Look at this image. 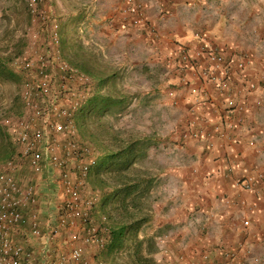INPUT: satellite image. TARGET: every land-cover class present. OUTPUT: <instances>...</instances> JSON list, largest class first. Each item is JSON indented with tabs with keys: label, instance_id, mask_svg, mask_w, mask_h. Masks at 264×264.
<instances>
[{
	"label": "built area",
	"instance_id": "1",
	"mask_svg": "<svg viewBox=\"0 0 264 264\" xmlns=\"http://www.w3.org/2000/svg\"><path fill=\"white\" fill-rule=\"evenodd\" d=\"M125 1L129 10L136 12L132 23L138 26L140 3ZM56 36L54 30L52 43L58 42ZM28 38L29 49L12 61L25 73L19 93L22 112L1 116L16 153L0 167V264H109L99 256L110 240L107 216L99 209L102 194L88 179L98 152L83 142L75 123L76 112L93 88L88 76L68 62L58 59L51 61L52 65L46 48L45 54H36V36ZM251 63L245 51H228L204 40L179 47L177 82L183 86L198 82L195 90L202 97L200 104L218 103L226 112L218 123L205 117L187 121L184 138L193 133L213 146L226 130L236 129L230 114L236 111L240 123L247 112L242 99L251 98L259 89L249 73ZM256 102L260 103L259 99ZM19 160L28 169L24 178L18 175ZM234 184L253 191L255 178H235ZM240 216L238 226L247 231L251 221ZM244 245L237 250L219 245L218 260L207 249L197 248L180 257L186 264H246L248 249Z\"/></svg>",
	"mask_w": 264,
	"mask_h": 264
},
{
	"label": "rangeland",
	"instance_id": "2",
	"mask_svg": "<svg viewBox=\"0 0 264 264\" xmlns=\"http://www.w3.org/2000/svg\"><path fill=\"white\" fill-rule=\"evenodd\" d=\"M140 1L147 13L145 26L153 25L151 28H139L125 21L122 22L120 15L117 13H122L121 4L123 0H113L112 2L107 0H36L31 4H29V0H0V56L8 58L10 67L11 60L17 53L29 49L30 40L28 37L34 34L36 36V40L35 38L34 40L37 44L35 47L36 54H45L42 52L46 48L48 50L46 54L49 55L50 62H56L59 59L68 63L69 61L84 62L85 65L84 55L85 57L86 55H94L101 62L100 66L95 64L96 67L116 72L115 78L110 81L112 84H107L100 90L97 85L99 73L94 71L87 73L80 69L83 74L85 73L88 76V84L93 88V91L81 103L76 112L75 123L77 124L78 112H80L82 106L81 112L89 108L88 102L93 96L113 93L115 95L123 94L127 97L126 106L120 109L117 114L104 115L100 119L91 118L87 127L79 129L78 126L79 135L83 142L88 140V143L97 150L99 155L100 152L115 149V146L129 140L145 138V136L151 139L147 157H144L135 166L140 176L148 173L155 178L149 189L148 198L142 201L146 200V202L140 207V214L147 215L149 220L141 225L138 235L139 238H151L150 240L153 239L152 241L155 242L158 241L160 235L158 242L162 245L163 234L172 235L166 232L156 234L158 230L156 226L158 225L150 222L155 214V205L161 200L167 199V191L175 182V178H171V175L166 172L174 167L180 168L175 170H187V147L185 148V144L182 142L196 140V138L193 133H190V138L182 136L181 122L178 121L180 118V121L186 119L188 114L186 113V116H184V111L177 110L175 107H178V104H170L169 91L174 85H170L167 80L176 82V72L173 74V69H169L166 65L167 62L165 61H167L168 55L162 56L161 53H155L156 61L151 63L139 47L137 50L120 48L123 47L124 33L128 30L145 34L141 36L142 39L147 38V41H151V44L152 42L161 43L157 30H153V28H158L155 19L161 29L176 31L178 29L182 32L186 30L189 33L188 36H190L189 39L184 41L186 43L189 41L194 42L196 33L201 38V34L204 35L205 33L207 43L221 44L228 47V49L245 50L251 56L252 64L258 74L264 75V0ZM99 21L105 23V28L108 26L111 30L104 29V33L99 31L94 26ZM59 28V35L67 42L66 48L60 53L57 52V50H60L58 34L56 36L58 42H51L53 31ZM111 34L112 37H110ZM112 41H115L116 48L121 49L119 52L115 49H108ZM170 43L176 44L177 42L171 39L169 40ZM151 48L153 47L151 46ZM124 52L132 54L126 55ZM48 58L46 59L48 60ZM53 62H51L52 65H54ZM17 93L16 82L0 78V117L17 115L16 108L12 106L13 98ZM87 99L88 102H86ZM157 102H163L164 111H161L160 107L157 106ZM156 107L159 108L158 113L155 111ZM175 111L179 115L176 114L175 117H172V112ZM103 123H107L111 127V133L107 134L103 131ZM175 125L178 129V142L175 140L173 144L169 135H176ZM157 129L159 135H157ZM98 135L100 136L98 137ZM19 163H21L20 160ZM27 171L26 165L21 163L18 172L20 178L27 176ZM131 172L127 173L129 178L137 176L136 172ZM163 173L165 174L162 175ZM181 186H185V184L181 182L178 188L182 189ZM97 190L102 194V192H109L110 187H99ZM182 199L181 196L179 201ZM237 230V234L240 235L239 238H242L241 241L238 243L234 240L219 241L221 243L217 244L226 245L235 250L238 249L240 244H245L244 246L248 249L245 263L264 264V244L261 242L262 244L256 245L255 241H250L251 226L247 231L241 230L239 226ZM152 241L147 240L146 247L150 250L153 249L151 247ZM154 246L157 248L156 244ZM164 248L169 249L166 245ZM196 248L200 249L202 247ZM154 251L149 256L155 261L152 256ZM189 253L184 255L185 253L182 254L181 252L180 254L176 250L173 251V255L179 257H177L176 262L180 259L182 264L187 262L180 255L186 257L189 256ZM120 255L117 257L118 260L130 259L127 251L121 252ZM106 261L109 264H114L112 260ZM165 263L175 264L171 261Z\"/></svg>",
	"mask_w": 264,
	"mask_h": 264
},
{
	"label": "crops",
	"instance_id": "3",
	"mask_svg": "<svg viewBox=\"0 0 264 264\" xmlns=\"http://www.w3.org/2000/svg\"><path fill=\"white\" fill-rule=\"evenodd\" d=\"M107 1L112 2L113 0ZM155 22L161 43L152 42L151 44L147 38H141L145 34L127 30L124 33L123 47L120 48L137 50L139 47L146 58L154 63L157 53L165 56L172 48L174 50L175 44H169V40L185 41L190 38L186 30L182 32L178 29L177 31L161 29L156 19ZM104 24L99 21L94 26L103 33L104 29L110 31L111 29L108 26L105 28ZM96 44L100 46L99 43L96 42ZM115 44V41H112L108 49H115L119 52L121 49L116 48ZM154 44L156 46H153ZM124 54L132 53L124 52ZM252 73L255 77L258 76L255 72ZM175 97H177L176 104L179 105L175 108L184 111L183 115L186 116L191 108L189 102L194 100L195 95L189 89L180 88L175 91ZM257 98L262 103H257L255 101ZM242 101L247 112L243 114L241 122L237 123L235 119L236 111L230 114L235 121V130H227L226 137L219 136L212 148L207 146L204 139L182 142L185 144V148L187 147V170H175L180 169L179 167L167 170L166 173L171 175V178H175V182L167 191V199L161 200L155 205V214L150 221L157 223V235L164 232L172 235L163 234L162 245L158 242L160 235L158 241L155 242L157 248L152 256L158 264H168L165 263L166 261L182 264L180 259L176 262L178 256L173 255V251L176 250L177 253L181 254L182 252L186 255L196 247H202L199 250L207 249L218 260L220 256H217V252L220 248L217 243H221L219 241L234 240L238 243L242 239L237 234L240 215L248 217L251 221L250 241H255L256 245L261 242L264 244V89L259 90L251 98L242 99ZM217 104L200 108L198 114L205 116L208 122L219 121L223 118L222 114L226 112L222 105ZM157 106L161 111L165 110L163 102H157ZM158 109L156 107V113L159 112ZM176 114L179 115L176 111L172 112V117H175ZM176 125L174 127L176 135H169L172 143L175 140L178 142ZM157 135H159V130ZM246 176L255 178L253 191L243 190L234 184L235 178ZM181 182L185 186H181L182 189H179L178 186ZM181 196L182 202L179 201ZM165 245L172 253L163 252L159 247ZM186 248L188 249L186 250ZM183 249L185 250L183 251Z\"/></svg>",
	"mask_w": 264,
	"mask_h": 264
},
{
	"label": "trees",
	"instance_id": "4",
	"mask_svg": "<svg viewBox=\"0 0 264 264\" xmlns=\"http://www.w3.org/2000/svg\"><path fill=\"white\" fill-rule=\"evenodd\" d=\"M55 32L59 38L60 50L58 52L60 53L66 48L67 42L59 35L60 28L55 30ZM24 51L17 53L16 56H20ZM16 56L12 58L10 67L8 58L0 56V78L16 82L18 93L13 98L12 106L16 108V114L20 115L23 109V102L19 93L25 73L13 65V60ZM90 56L86 55L85 57L84 55L87 65H84V62L71 61V63L69 61V63L74 68L82 69L87 73H92L93 71L99 73L97 85L101 90L107 84H112L110 81L115 78L116 72L96 67L95 64L101 65V62L94 55ZM127 101V97L123 94H97L90 98L89 102L88 99L86 100L89 103V108L86 111L83 110L81 112L82 106L80 112H78L77 126H79V129L87 127L91 118L100 119L104 115H115L126 106ZM1 118L0 167L3 162L13 158L16 153V145L10 134L2 126ZM102 128L107 134L112 132L111 127L107 123H103ZM86 141L89 142L88 140ZM150 144L151 139L145 136V138L126 141L121 145L115 146V149L109 151L107 149L108 152H100L97 161L89 171V183L92 187L98 189L99 187H110L109 192H102L100 201V210H103V213L107 215L110 228V240L99 252V256L105 261L112 260L114 264H158L149 256L156 249V246H154L155 241H152L153 239L150 240L151 238H139L138 235L141 225L149 220L147 215L140 214V207L146 202V200L142 201L148 198L149 189L153 185L155 178L148 173L140 176L135 166L136 163H140L144 157H147V150ZM131 171L136 172L137 176L129 178L127 173ZM147 240L152 241L151 247L153 249L150 250L146 247ZM123 251L128 252L129 260L117 259L118 255Z\"/></svg>",
	"mask_w": 264,
	"mask_h": 264
},
{
	"label": "clouds",
	"instance_id": "5",
	"mask_svg": "<svg viewBox=\"0 0 264 264\" xmlns=\"http://www.w3.org/2000/svg\"><path fill=\"white\" fill-rule=\"evenodd\" d=\"M137 2L138 3H140V10H141V20H140V23L138 24V26L136 25V24H133L132 23V18L135 16V14H136V12L135 11H130L129 10V5L126 3V1L125 0H123V2H122V4H121V7H122V13H117L118 15H120V17H121V21L122 22H126V23H130V24H133V25H135L136 27H139V28H144V27H147V28H151V27H153V25H150V26H145V24H146V20H147V13L144 11V6H143V3L140 1V0H137ZM120 9V8H119ZM110 17H112V15H110ZM153 30H156L155 28H153ZM155 35V34H154ZM194 36H196V40L194 41V42H196L197 40L198 41H200V40H204V41H206L205 39V36H206V34L204 33V35L203 34H201V36H202V38L199 36V34L198 33H196ZM177 43L175 44V48H174V50L173 51H171V52H168L167 54H165V55H168V57H167V61H165V62H167L166 63V65H167V67L170 69V68H172L173 69V74L176 72L175 71V64H176V60L178 59V57H179V47L180 46H182V45H189V44H192L193 42H184V41H176ZM207 42V41H206ZM210 46H216V45H219V46H221V47H225L228 51L229 50H233V51H237V52H239V51H245V50H241V49H228V47H226V46H224V45H221V44H214V43H212V44H210V43H208ZM246 52V51H245ZM165 59V58H164ZM252 62H253V60H252ZM71 65V64H70ZM72 66V65H71ZM251 66H252V69H251V71L249 72L250 74H252V76H254V73H252V72H255L256 74H258V72L255 70V68H254V65L251 63ZM78 71H80L79 69H78ZM81 72V71H80ZM85 74V73H84ZM86 75V74H85ZM174 76V75H173ZM263 76L264 75H260V74H258V76L257 77H255L254 76V79H256L257 81H258V86H259V89L255 92V93H253V95L252 96H254V94H256L259 90H261V89H264V82H263ZM178 77V72H176V78ZM167 82L168 83H170V85L172 84V85H174V87L169 91V94H170V100H171V103L173 102L174 104L176 103V99H177V97H175V91L176 90H178V89H180V88H182V89H184V90H187V89H189L190 91H191V93H193L194 95H195V97H194V100L192 101V102H189L190 104H191V108L188 110L189 111V113H188V117L185 119V120H183V121H181V128H182V132L184 131V129H185V124L187 123V121H189V120H191V119H193V118H195V117H205V116H200L199 114H198V112H199V109L200 108H203L204 107V105H202V104H200V101H202V99H201V97H200V94L198 93V92H196V90H195V87L198 85V82H196V81H194L193 83H191L189 86H183V85H181V84H179L178 82H177V80H176V82L173 80L172 82L169 80H167ZM169 85V86H170ZM257 99H259V98H257ZM257 99H255V101L257 100ZM260 101V100H259ZM261 102V101H260ZM262 103V102H261ZM205 107H207V106H205ZM192 114V115H191ZM223 115V114H222ZM242 115V114H241ZM222 121V118L219 120V121H217L216 123H218V122H221ZM77 125V124H76ZM77 129H78V126H77ZM227 131V130H226ZM226 131L224 132V136L223 137H226L227 136V133H226ZM78 132H79V130H78ZM183 134V133H182ZM188 138H190V137H188ZM196 139H203V138H196ZM205 140V139H204ZM217 140V139H216ZM216 140H215V144H216ZM84 142H86V143H88L87 141H84ZM205 143L207 144V141L205 140ZM89 144V143H88ZM91 145V144H90ZM207 146L208 147H210V148H212L213 146H209L208 144H207ZM97 151V150H96ZM98 157H99V153H98V156H97V159H98ZM97 161V160H96ZM88 179H89V175H88ZM99 209H100V207H99ZM101 213H103V211L101 210L100 211ZM104 214V213H103ZM106 215V214H105ZM107 216V215H106ZM107 221H108V217H107ZM108 223H109V221H108ZM109 226V225H108Z\"/></svg>",
	"mask_w": 264,
	"mask_h": 264
}]
</instances>
